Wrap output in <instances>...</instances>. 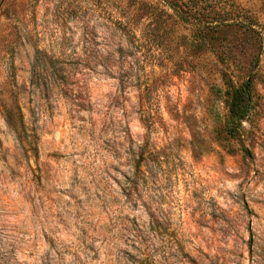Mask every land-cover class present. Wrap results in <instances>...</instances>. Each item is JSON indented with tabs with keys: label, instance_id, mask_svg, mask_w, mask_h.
Returning a JSON list of instances; mask_svg holds the SVG:
<instances>
[{
	"label": "rangeland",
	"instance_id": "374dc122",
	"mask_svg": "<svg viewBox=\"0 0 264 264\" xmlns=\"http://www.w3.org/2000/svg\"><path fill=\"white\" fill-rule=\"evenodd\" d=\"M125 1L0 0V264H264V0L218 47Z\"/></svg>",
	"mask_w": 264,
	"mask_h": 264
},
{
	"label": "trees",
	"instance_id": "16d2710c",
	"mask_svg": "<svg viewBox=\"0 0 264 264\" xmlns=\"http://www.w3.org/2000/svg\"><path fill=\"white\" fill-rule=\"evenodd\" d=\"M122 1L124 3L125 0H119ZM213 2V0H158L156 3H147L142 0H131L129 5L131 11L126 13L120 24L127 26L139 22L137 18L140 17L141 20L142 13L146 15L148 22H154L156 25L160 22L161 5L164 4L171 9L176 20L193 28L199 45L202 43L201 40L209 37L213 45H217L216 41L221 38L222 33L237 24L222 7L217 9ZM211 5L213 7L210 8ZM222 87L224 102L228 108L227 133L230 137L236 138L240 136L242 123L249 118L254 106V83L249 79L235 85L226 74H223Z\"/></svg>",
	"mask_w": 264,
	"mask_h": 264
}]
</instances>
